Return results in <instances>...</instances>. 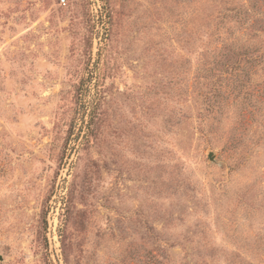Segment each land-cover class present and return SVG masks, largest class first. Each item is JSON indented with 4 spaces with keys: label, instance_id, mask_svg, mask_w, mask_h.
Listing matches in <instances>:
<instances>
[{
    "label": "rangeland",
    "instance_id": "obj_1",
    "mask_svg": "<svg viewBox=\"0 0 264 264\" xmlns=\"http://www.w3.org/2000/svg\"><path fill=\"white\" fill-rule=\"evenodd\" d=\"M0 264H264V0H0Z\"/></svg>",
    "mask_w": 264,
    "mask_h": 264
},
{
    "label": "water",
    "instance_id": "obj_2",
    "mask_svg": "<svg viewBox=\"0 0 264 264\" xmlns=\"http://www.w3.org/2000/svg\"><path fill=\"white\" fill-rule=\"evenodd\" d=\"M209 156L211 157V154Z\"/></svg>",
    "mask_w": 264,
    "mask_h": 264
},
{
    "label": "built area",
    "instance_id": "obj_3",
    "mask_svg": "<svg viewBox=\"0 0 264 264\" xmlns=\"http://www.w3.org/2000/svg\"><path fill=\"white\" fill-rule=\"evenodd\" d=\"M63 1V0H62Z\"/></svg>",
    "mask_w": 264,
    "mask_h": 264
}]
</instances>
